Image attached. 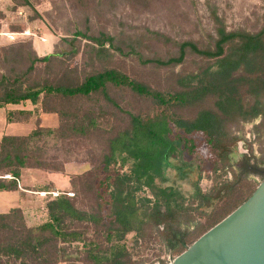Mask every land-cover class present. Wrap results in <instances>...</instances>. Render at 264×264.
<instances>
[{
  "label": "trees",
  "instance_id": "1",
  "mask_svg": "<svg viewBox=\"0 0 264 264\" xmlns=\"http://www.w3.org/2000/svg\"><path fill=\"white\" fill-rule=\"evenodd\" d=\"M11 3L17 7L16 0ZM22 5L30 6V3L22 0ZM212 22L215 29L207 48L199 47L194 41L176 42L151 32L149 42L176 49L175 55L165 58L144 57L133 45L125 52L114 37L104 33L87 36L75 32L74 38L88 41L90 52L98 57L112 52L133 56L141 65L162 69L184 64L188 55L206 62L205 67L178 76L167 93L152 90L113 70L94 73L75 84L5 89L0 96V109L26 102L36 106L41 96L72 100L96 94L119 109L109 95L110 86L127 88L148 98L156 108L142 115L126 113L128 127L107 141L96 165L70 178V190L74 180L91 179L95 204L92 211L80 210L67 195L70 191H61L57 197L47 195L45 205L40 208L44 218L37 225H28L21 208L0 214V264H73V261L75 264H134L127 237L132 233L142 236L151 230L168 232L166 243L170 251L183 249L187 233L175 232L172 226H180L181 218L191 211V203L185 204L175 180L167 177L168 169L177 171L179 180H183L185 170L195 166V179L189 183L190 197L199 201L198 209L212 206L226 194L239 193L238 179L221 185L217 196L204 194L199 183L207 167L216 172L219 165L230 166L239 142L232 128L264 118V26L255 33L230 32L216 14L212 15ZM72 53L76 55L73 47ZM53 57H35L26 73L33 71L37 63H47ZM5 83L2 78L0 86ZM188 109H191L188 117L177 113ZM86 117L82 129L73 128L75 135H85L87 129L97 128L95 118ZM43 133L51 135L56 131L36 129L25 137L1 139L0 192L18 191L24 169L63 173L64 165L46 164L38 158V152H33L34 139ZM184 152L191 156V164L172 165L171 160H180ZM251 159L252 156H243L238 167L241 175L250 172L249 167L254 168L250 165ZM112 167L117 169L111 170ZM143 192H148L149 197H140ZM65 246L73 251L69 252Z\"/></svg>",
  "mask_w": 264,
  "mask_h": 264
},
{
  "label": "rangeland",
  "instance_id": "2",
  "mask_svg": "<svg viewBox=\"0 0 264 264\" xmlns=\"http://www.w3.org/2000/svg\"><path fill=\"white\" fill-rule=\"evenodd\" d=\"M28 1L30 6L22 5V0H16L17 7L9 6V13H0V19L6 20L3 25L0 24V80L4 78L6 81L5 85L0 86V96L6 88L23 90L35 85L75 84L86 76L108 70L119 72L152 90L167 93L178 76L197 71L206 65L204 60L194 55H188L185 63L180 66L164 69L144 66L133 56H119L112 52L111 55L98 57L90 52L88 41L74 38L75 32L87 36L104 33L114 37L125 52L133 45L144 57L165 58L169 54L175 55L176 49L149 42L151 32L176 42L194 41L199 47L207 48L215 29L213 14L219 17L230 32L245 30L255 33L264 26V0ZM24 32L28 34L24 35ZM10 33L18 35L11 39L7 36ZM72 47L76 55L72 53ZM47 55L54 57L47 63H37L33 71L26 73L31 60ZM108 92L119 109L107 103L99 94L72 100L41 96L36 106L29 102L7 105L0 109V141L4 136L25 137L36 129L55 130L54 134L43 133L34 139L33 152H38V158L46 164L58 167L64 165L62 175H66L64 178L67 180V177L71 178L82 171L86 173L100 160L107 141L116 132L128 127L129 118L126 113L142 115L156 108L148 98L127 88L110 86ZM49 110L55 113L46 112ZM177 113L188 117L191 109ZM86 116L95 118L97 128L87 129L85 135H75L73 128L82 129L86 125L83 121ZM232 132L239 138V142L234 148L230 166L219 165L216 172L207 167L199 187L204 194L217 196L221 185L238 179L236 189L239 193L226 194L212 206L198 209L199 201L190 197L192 188L189 183L195 179V166L185 170L183 180H179L177 171L168 169L167 177L175 180L184 195L185 204L191 203V211L181 218L180 226H172L175 232L187 233L184 247L170 251L166 243L168 232L161 230L147 231L142 236L132 233L126 241L134 264H169L202 233L238 207L264 179V118L234 126ZM243 156H252L250 165L258 171L251 170L241 175L238 167ZM171 164L187 166L191 164V156L184 152L180 160H171ZM114 169L117 168H111ZM27 175L29 186L46 193L35 192L31 201L22 203L25 209L34 210L35 214L27 215L28 225L34 226L44 218L40 208L45 205L48 197L50 176L46 172L36 171ZM56 177L54 180L64 181L61 175ZM62 189L65 188H56L54 191L59 193ZM69 191L80 210L89 212L94 209L89 177L74 180L72 190ZM140 197H149V193L143 192ZM17 205L16 197L0 196V212ZM67 250L73 251L71 248Z\"/></svg>",
  "mask_w": 264,
  "mask_h": 264
},
{
  "label": "water",
  "instance_id": "3",
  "mask_svg": "<svg viewBox=\"0 0 264 264\" xmlns=\"http://www.w3.org/2000/svg\"><path fill=\"white\" fill-rule=\"evenodd\" d=\"M169 264H264V179Z\"/></svg>",
  "mask_w": 264,
  "mask_h": 264
},
{
  "label": "crops",
  "instance_id": "4",
  "mask_svg": "<svg viewBox=\"0 0 264 264\" xmlns=\"http://www.w3.org/2000/svg\"><path fill=\"white\" fill-rule=\"evenodd\" d=\"M11 7L12 6V3H11V0H0V13L2 15H4L5 13H9L8 12V7ZM2 11V12H1ZM11 15V14H10ZM4 22H6V20H1L0 19V24H4ZM66 170V168H65ZM43 172V171H38V170H30V169H24L21 171V175H20V179H19V182H18V188L19 190L18 191H14V192H0V196L4 195V196H12V197H16L17 200H18V205L16 207H12L6 211H3V212H0V214H3V213H7L9 212L11 209H14V208H21L23 211H24V214L27 218V215L29 214H35L34 210H27V207L26 209L23 207L22 203L24 202H28V201H31L33 199V190L35 189L34 187L32 186H29L28 184V180H27V174H31L32 172ZM84 172L82 171L80 174H77V175H74V176H78V175H81L83 174ZM46 174L48 176H50L48 179H49V189H58V188H65V189H62L63 191H69L70 188H71V185H70V178H68V180L66 178H64L66 175H62L64 174V171L63 173H60V174H57V173H53V172H46ZM65 174H66V171H65ZM59 176L61 175L62 176V180L64 181H56L54 180V178H57L56 176ZM32 176V175H31ZM23 178V180H21ZM61 178V177H60ZM63 182V183H61ZM58 186H64V187H58ZM28 220V219H27ZM29 223V222H28Z\"/></svg>",
  "mask_w": 264,
  "mask_h": 264
},
{
  "label": "built area",
  "instance_id": "5",
  "mask_svg": "<svg viewBox=\"0 0 264 264\" xmlns=\"http://www.w3.org/2000/svg\"><path fill=\"white\" fill-rule=\"evenodd\" d=\"M24 35H27L28 33L27 32H24L23 33ZM17 35L18 34H15V33H10L9 35H7L9 38H11V39H14V38H16L17 37ZM42 42H44V40H41ZM242 144V143H241ZM6 178H8V176H6ZM45 193V192H44ZM43 192H40V194H44ZM46 194V193H45ZM48 195H51L52 197H57L58 195H59V193L58 192H55V191H53V192H48ZM68 196H70L71 194H67Z\"/></svg>",
  "mask_w": 264,
  "mask_h": 264
},
{
  "label": "flooded vegetation",
  "instance_id": "6",
  "mask_svg": "<svg viewBox=\"0 0 264 264\" xmlns=\"http://www.w3.org/2000/svg\"><path fill=\"white\" fill-rule=\"evenodd\" d=\"M250 169H252V170H254V171H258L257 169H254V168H251V167H249Z\"/></svg>",
  "mask_w": 264,
  "mask_h": 264
}]
</instances>
